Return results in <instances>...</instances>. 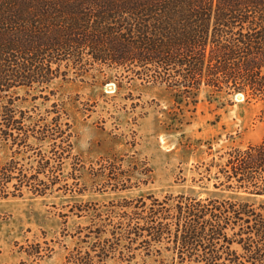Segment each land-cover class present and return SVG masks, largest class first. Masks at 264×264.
<instances>
[{
    "label": "trees",
    "instance_id": "16d2710c",
    "mask_svg": "<svg viewBox=\"0 0 264 264\" xmlns=\"http://www.w3.org/2000/svg\"><path fill=\"white\" fill-rule=\"evenodd\" d=\"M107 70L118 88L162 87L181 115L206 88L260 102L264 119V0H0V146L13 149L0 199L61 188L72 124L63 102L41 111L35 101L57 79ZM21 90L39 91L32 108L20 106ZM30 152L27 168L16 157ZM203 173L237 196L122 198L109 220L80 228L64 264H149L164 252L171 264H264V201L250 199L264 197V136L229 147ZM36 247L26 255L41 256Z\"/></svg>",
    "mask_w": 264,
    "mask_h": 264
},
{
    "label": "rangeland",
    "instance_id": "374dc122",
    "mask_svg": "<svg viewBox=\"0 0 264 264\" xmlns=\"http://www.w3.org/2000/svg\"><path fill=\"white\" fill-rule=\"evenodd\" d=\"M107 73L57 79L43 92L49 99L35 101L41 111L63 102L72 124V156L60 170L66 178L60 189L56 185L45 195L24 189L21 196L0 199V264H64L68 250L79 241L80 228L109 220L112 204L122 198L165 193L237 196L216 189L203 171L229 147L246 146L264 136L260 102L241 93L203 88L196 111L181 115L162 87L123 81L118 88L115 73ZM20 94L28 99L20 106L32 108V96L39 91ZM177 116H184L182 122ZM12 150L0 146V168L12 159ZM30 154L16 159L28 168ZM116 178L122 181L117 184ZM37 244L41 256H27L25 251L36 250ZM147 262L171 264V253Z\"/></svg>",
    "mask_w": 264,
    "mask_h": 264
}]
</instances>
